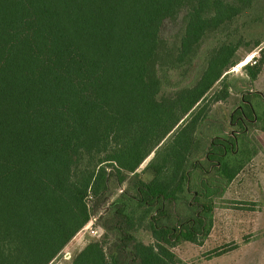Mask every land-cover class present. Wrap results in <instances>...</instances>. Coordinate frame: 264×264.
Returning a JSON list of instances; mask_svg holds the SVG:
<instances>
[{"label": "trees", "instance_id": "trees-1", "mask_svg": "<svg viewBox=\"0 0 264 264\" xmlns=\"http://www.w3.org/2000/svg\"><path fill=\"white\" fill-rule=\"evenodd\" d=\"M263 43L264 0H0V264H53L93 217L71 264H179L257 152L209 109Z\"/></svg>", "mask_w": 264, "mask_h": 264}, {"label": "rangeland", "instance_id": "rangeland-1", "mask_svg": "<svg viewBox=\"0 0 264 264\" xmlns=\"http://www.w3.org/2000/svg\"><path fill=\"white\" fill-rule=\"evenodd\" d=\"M239 54L245 56L241 63L251 59L241 67L239 63L231 68L228 72L230 80L247 79L244 67L256 64L255 58L259 61L264 57V43L248 55L245 49H241ZM238 87L242 92L231 91L227 100L215 103L209 109L211 122L219 125L226 135L241 130L238 125L232 124L231 116L244 104L243 97L247 96L246 100L251 104L262 100L257 99L255 94L264 97V65L253 84L238 83ZM221 88L222 85L218 84L208 98H214ZM246 126L248 138L257 152L230 184L223 198L216 201L214 226L208 238L201 245L184 242L173 249L180 260L179 264H264V125L261 122H248ZM148 161L140 167L139 173H142ZM143 178L149 179L148 175ZM98 237L93 236L87 228L83 229L53 264H71L75 255ZM140 237L146 244L152 242L148 232H142Z\"/></svg>", "mask_w": 264, "mask_h": 264}, {"label": "flooded vegetation", "instance_id": "flooded-vegetation-1", "mask_svg": "<svg viewBox=\"0 0 264 264\" xmlns=\"http://www.w3.org/2000/svg\"><path fill=\"white\" fill-rule=\"evenodd\" d=\"M243 103H244V104H248V105L250 104L248 101H245V100L243 101ZM250 106H251V105H250ZM238 109L241 111L242 116L238 118V120L234 123V125H235V124L237 125L239 121H241L242 124H243L244 126L246 125V122H249V123H251V124H254V123L257 122V117H256L254 120H251V119H249L248 117L245 116L243 106H239ZM236 125H235V126H236ZM238 133H239L238 131H236V132L233 131V132H232V136L236 139V135H238Z\"/></svg>", "mask_w": 264, "mask_h": 264}, {"label": "built area", "instance_id": "built-area-1", "mask_svg": "<svg viewBox=\"0 0 264 264\" xmlns=\"http://www.w3.org/2000/svg\"><path fill=\"white\" fill-rule=\"evenodd\" d=\"M88 229L93 236H99V231L96 227V218L93 217L84 229Z\"/></svg>", "mask_w": 264, "mask_h": 264}, {"label": "bare ground", "instance_id": "bare-ground-1", "mask_svg": "<svg viewBox=\"0 0 264 264\" xmlns=\"http://www.w3.org/2000/svg\"><path fill=\"white\" fill-rule=\"evenodd\" d=\"M250 59H251V57H250V58H248V59H247V61H245V62L241 63L240 67H241V66H243L244 64H246V62H248V60H250Z\"/></svg>", "mask_w": 264, "mask_h": 264}]
</instances>
